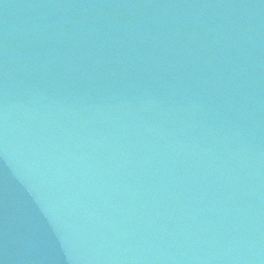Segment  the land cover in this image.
Masks as SVG:
<instances>
[{
    "label": "water",
    "instance_id": "water-1",
    "mask_svg": "<svg viewBox=\"0 0 264 264\" xmlns=\"http://www.w3.org/2000/svg\"><path fill=\"white\" fill-rule=\"evenodd\" d=\"M0 264H264V0H0Z\"/></svg>",
    "mask_w": 264,
    "mask_h": 264
}]
</instances>
